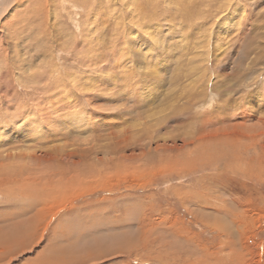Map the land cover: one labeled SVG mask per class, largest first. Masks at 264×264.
<instances>
[{"label":"rangeland","instance_id":"1","mask_svg":"<svg viewBox=\"0 0 264 264\" xmlns=\"http://www.w3.org/2000/svg\"><path fill=\"white\" fill-rule=\"evenodd\" d=\"M0 264H264V0H0Z\"/></svg>","mask_w":264,"mask_h":264},{"label":"bare ground","instance_id":"2","mask_svg":"<svg viewBox=\"0 0 264 264\" xmlns=\"http://www.w3.org/2000/svg\"><path fill=\"white\" fill-rule=\"evenodd\" d=\"M6 78V77H5ZM54 112V111H53ZM36 121V120H35ZM84 121V120H83ZM69 124V123H68ZM18 126V125H17ZM11 128V127H10ZM10 128H9V130H10ZM25 129V128H24ZM22 131V130H21ZM20 130H19V132H21ZM13 132V131H12ZM24 132V131H23ZM7 134H10V135H12L13 137L15 136L13 133H11V131H8V132H6ZM6 133H4V134H6ZM17 133H18V131H17ZM22 133V132H21ZM20 133V134H21ZM23 134V133H22ZM21 134V135H22ZM8 137V136H7Z\"/></svg>","mask_w":264,"mask_h":264},{"label":"snow or ice","instance_id":"3","mask_svg":"<svg viewBox=\"0 0 264 264\" xmlns=\"http://www.w3.org/2000/svg\"><path fill=\"white\" fill-rule=\"evenodd\" d=\"M106 102V101H105ZM101 111H106L105 109H101Z\"/></svg>","mask_w":264,"mask_h":264},{"label":"crops","instance_id":"4","mask_svg":"<svg viewBox=\"0 0 264 264\" xmlns=\"http://www.w3.org/2000/svg\"><path fill=\"white\" fill-rule=\"evenodd\" d=\"M71 259V257H69V260Z\"/></svg>","mask_w":264,"mask_h":264}]
</instances>
